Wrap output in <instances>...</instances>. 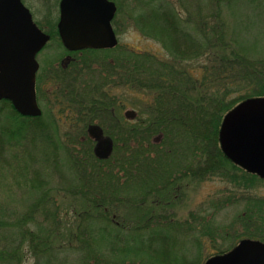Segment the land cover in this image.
I'll return each mask as SVG.
<instances>
[{"label":"trees","instance_id":"trees-1","mask_svg":"<svg viewBox=\"0 0 264 264\" xmlns=\"http://www.w3.org/2000/svg\"><path fill=\"white\" fill-rule=\"evenodd\" d=\"M177 1L187 18L174 3L151 0L143 17L137 19L140 28L149 30L141 31L159 41L170 58L160 59L121 44L96 58L92 57L98 54L95 49L76 53L80 56L68 67H57L59 73H53L54 102L60 113L49 122L45 116H23L11 101H0L3 180L12 178L13 184L20 185L17 179H21L20 195L27 199L25 203L36 196L25 216L56 223L45 237V231L38 234L45 228L39 222L35 223L36 233L26 231L22 219L11 224V230L19 233L16 238L3 237L5 242L0 239V264H18L24 242L36 256V264H72L52 254L51 248L60 245V251L69 254L73 244L85 252L82 264H202L203 236H209L213 244L219 242L218 237L226 238L212 233L207 220L178 222V205L183 203L185 190L209 178L233 184L245 181L244 185L253 181L248 176L252 174L225 156L219 133L227 112L247 98L264 96V53L252 46L260 39L250 41L245 36L254 29L251 21L262 22L264 17L262 10L242 17L235 29L223 6L232 0H209L206 17L200 15L204 9L200 0H183L187 5ZM192 4L200 14L193 12ZM193 23L197 27L193 28ZM183 25L197 31L187 32ZM52 32L56 35V27L49 31L54 38ZM260 36H264L263 31ZM120 47L125 51L117 52ZM124 88L147 96L143 106L137 103L142 107L141 115L133 120L124 117L115 93ZM94 124L103 126L114 141L108 159L95 156L89 134ZM39 145L47 149L49 156L43 151V160L51 166L35 167L36 156L30 154L19 168L17 151L36 150ZM125 186L131 190L125 196L127 215L117 217V201ZM0 208L1 219L2 214L12 212ZM255 208L258 223L248 218L243 229L247 235L264 240L260 227L264 226V203ZM62 212L65 218L59 216ZM92 215L102 216L106 222L94 235L84 224ZM163 222L179 224L175 228L181 230L165 234L152 226ZM116 252L124 257L117 259Z\"/></svg>","mask_w":264,"mask_h":264},{"label":"rangeland","instance_id":"rangeland-1","mask_svg":"<svg viewBox=\"0 0 264 264\" xmlns=\"http://www.w3.org/2000/svg\"><path fill=\"white\" fill-rule=\"evenodd\" d=\"M112 1L116 2L118 7L116 13V19L114 20V27L117 31L119 43L121 44V46L125 45L131 50L137 51L139 53L149 52L154 54L160 59L170 58V55L166 52L163 45L159 41H157L154 38H150L149 36H146L141 31V29L145 31H149L147 27L140 28L141 26H139L137 22V19L139 17H143L144 15V11H145L144 8L146 7V3H148L151 0H112ZM168 1L172 2V4L174 3V6L177 7L178 12L183 18H187V14L181 9V6L179 5V2L177 0H168ZM181 1L185 5L188 4L185 3L183 0ZM23 2L25 3L26 7L30 10L34 21L44 31L46 32L54 31L56 27V32H55L56 35L52 32L54 36V40H51L50 45L47 46L37 56L40 63L38 78L40 77V79H42V81L40 80V83L38 85V90L40 91L38 92L39 93L38 102L41 109L43 110L44 116L46 118L49 117L48 121L46 122H49L51 121L50 117L54 119L58 117V114L60 113L58 105H56L54 102L53 92L55 91V86L53 83L54 81L53 73L54 72L55 74L59 73V70H57L56 68L57 67L62 68V59L67 54L65 50H62V46L57 39L58 36L57 23L60 16V7H59L60 0H23ZM200 2H202V6L204 8L202 9L201 14H200V9L198 11V7L195 4H192L190 8L193 10V12L194 11L196 13L198 12L197 14L206 17L207 14L209 15L210 13L209 0H200ZM221 3H223V1ZM225 4H227L228 7H225ZM225 4H223V6L224 9H226V13H230V15L232 16V19L230 20V25L235 29L237 28V24L239 20L242 19V17H249V15L255 16L259 13L260 10H262L261 16L264 17V0H235L234 4L232 0ZM229 6L233 7V9L230 10L231 8ZM251 22L253 23L254 29L248 31L249 26H246V30L248 32L245 34V36L250 41L257 39L258 37V39H260L259 43L253 42L254 44L252 46H254V48L256 49L260 48L259 50L262 53H264V36L259 37L261 31L264 32V19L262 22L256 20H253ZM183 26L187 32L197 31L193 29L194 27H197L195 23L191 25L193 28L191 26L189 28L187 27V25H183ZM243 32H245V30ZM150 33L152 35L159 36L158 34H155L157 32L154 33L150 32ZM122 47H120V49H117L116 51L117 52H120V50L125 51ZM95 50H98V54L93 55L92 57L94 58L101 56V52L102 51L104 52V50H108V49H95ZM79 56L80 55L76 53L73 55V57H77V58ZM202 60H204V58ZM203 62L204 61H201L200 63ZM193 64L194 63L190 62L189 67H192ZM115 93H117L118 99L124 103V107L122 108V114H124L127 110H134L138 115H141L142 107L139 104L137 105V103H142L146 99L147 96L145 95V93H143L142 91L139 92L138 90L134 92L130 90V88H124L123 90L118 89L115 91ZM43 151H44V155L45 154L48 155L45 146L40 147V145L36 146V150H30V151L23 149L18 150L17 159H16L18 163V167L20 168V166L24 164L25 160L29 158L30 154L36 156L37 164H35V167L37 166L41 168L44 165L46 166L47 164L50 165L51 162L45 163V161L43 160L44 159ZM248 176H250L253 179V181L250 183H245V185H244L245 181H243V183L239 181L238 182L239 185H238V184L228 183L217 177L215 178L213 177L207 180H203L202 182H199L195 186L189 187V189L183 192V203H180L178 205V210H179L178 217L181 220L178 222L180 223L183 221L187 222L189 220L191 223L195 221V219L196 222L200 220L203 221L207 220L208 222H211L209 229L212 231V233H218L220 236L222 234L226 235L225 239L218 237L219 242H217L216 244H213L209 236L207 235H205L206 237L203 236L202 238V242L204 245L203 262L207 256L214 255L220 251H225L227 249L229 250V247L233 246L237 240L247 236L245 229H243V224H244L243 221H248L249 218L252 219V222L256 220V224L258 223L259 216L257 214V208L255 207L261 203H264V180L254 175H248ZM12 181H13L12 178L9 179L8 181L3 180V175L0 173V207L4 206L5 208L12 209V212H6L5 214H2V219L0 217V219L2 220L0 222V239H2L5 236L9 237V235L16 238L15 234H18L19 231L15 229L11 230L10 225L15 224V222L19 219H22L26 222V226H27L26 231L30 232L33 230L34 231L33 233H36L35 231L37 230V228L35 227V223L36 222L41 223L45 228L43 231L38 232L39 235L44 231L46 233L47 230H50V228H54L56 226V223H54L53 225L48 220H44L39 216H34L33 217L34 220H32L33 218L31 219L28 218V216H25V213L29 212V210L31 209L30 204L33 203V201L36 199V196L34 198L28 199V202L25 203L27 199L20 195V188L23 187L21 179H17V182L20 185L13 184ZM127 187L128 186H125V189L121 190V194H120L121 199H118L117 201L118 203L117 207L120 210L118 215H116L117 217H119V215L121 214L122 216L127 215L124 212V210L128 208L129 205L126 202L127 198L125 196L130 195L131 192V190ZM9 193L11 196H13V198L9 196ZM220 197L222 198L218 199ZM228 197H230L231 199H228ZM135 199L138 200L137 197H135ZM130 205L132 207L134 205L138 206L137 204L132 205V203H130ZM251 205L252 208H249V206ZM0 209L3 210L2 208ZM64 212L60 213L59 216L65 218L63 216ZM95 217L96 215L89 216L84 221L86 230L93 235L95 234L94 230L97 227L106 224L105 220L102 219L103 218L102 216H98L97 218ZM7 226L10 228V230L7 229ZM152 226L153 228L159 229L160 232L163 231L165 234H170V233L175 234L177 231L181 230V227L175 228V226H181L175 223L163 222V224L160 223L158 225L152 224ZM199 226H201V224H199ZM260 227L264 229V226L262 224H260ZM186 228H188V226ZM236 235H238L237 236L238 238H235ZM42 236L43 237L47 236V233L43 234ZM19 241L20 239L18 238L17 244L19 243ZM3 242H5L4 238H3ZM56 242H60V241L56 240ZM12 246L15 247L16 243L13 244ZM61 248L62 246L60 245L52 247L51 248L52 254L57 253L59 259L66 258V260L68 261L71 260L72 264L83 263L81 258L85 254V252L80 251L79 245L73 244V248L72 249L70 248L69 254L65 253V251L64 253L61 252L60 251ZM21 253L23 257L22 259H20V261L18 260L16 261L18 264H36L37 258L29 250V246L26 244V242L23 243V250ZM120 254L121 253L116 252L115 257L117 259H122L124 255H120ZM142 257L145 258V256ZM65 264H70V263H65Z\"/></svg>","mask_w":264,"mask_h":264},{"label":"water","instance_id":"water-1","mask_svg":"<svg viewBox=\"0 0 264 264\" xmlns=\"http://www.w3.org/2000/svg\"><path fill=\"white\" fill-rule=\"evenodd\" d=\"M117 6L112 0H61L58 30L70 50L109 48L117 44L112 26ZM50 39L33 22L22 0H0V99L11 100L22 115L39 116L35 93L36 54ZM134 111L126 116L135 117ZM95 153L108 157L113 142L93 126ZM222 150L232 161L264 178V98H251L228 112L220 131ZM204 264H264V242L242 239L234 248Z\"/></svg>","mask_w":264,"mask_h":264},{"label":"flooded vegetation","instance_id":"flooded-vegetation-1","mask_svg":"<svg viewBox=\"0 0 264 264\" xmlns=\"http://www.w3.org/2000/svg\"><path fill=\"white\" fill-rule=\"evenodd\" d=\"M73 60L70 57H67L62 61L64 66H68Z\"/></svg>","mask_w":264,"mask_h":264}]
</instances>
